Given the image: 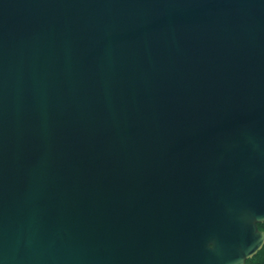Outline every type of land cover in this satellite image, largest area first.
I'll return each mask as SVG.
<instances>
[{
	"label": "water",
	"instance_id": "water-1",
	"mask_svg": "<svg viewBox=\"0 0 264 264\" xmlns=\"http://www.w3.org/2000/svg\"><path fill=\"white\" fill-rule=\"evenodd\" d=\"M261 222L264 0H0V264H247Z\"/></svg>",
	"mask_w": 264,
	"mask_h": 264
},
{
	"label": "trees",
	"instance_id": "trees-1",
	"mask_svg": "<svg viewBox=\"0 0 264 264\" xmlns=\"http://www.w3.org/2000/svg\"><path fill=\"white\" fill-rule=\"evenodd\" d=\"M261 229H264V222L258 224ZM247 264H264V245L253 257L247 260Z\"/></svg>",
	"mask_w": 264,
	"mask_h": 264
},
{
	"label": "snow or ice",
	"instance_id": "snow-or-ice-1",
	"mask_svg": "<svg viewBox=\"0 0 264 264\" xmlns=\"http://www.w3.org/2000/svg\"><path fill=\"white\" fill-rule=\"evenodd\" d=\"M256 239L248 246L247 254L251 255L261 244H264V235L254 234Z\"/></svg>",
	"mask_w": 264,
	"mask_h": 264
}]
</instances>
